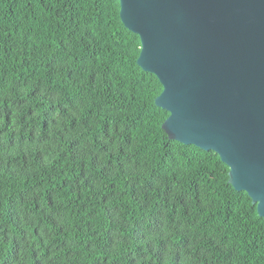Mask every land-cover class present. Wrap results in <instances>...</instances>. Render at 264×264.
Segmentation results:
<instances>
[{"label": "trees", "instance_id": "trees-1", "mask_svg": "<svg viewBox=\"0 0 264 264\" xmlns=\"http://www.w3.org/2000/svg\"><path fill=\"white\" fill-rule=\"evenodd\" d=\"M119 0H0V264H264V218L172 140Z\"/></svg>", "mask_w": 264, "mask_h": 264}, {"label": "water", "instance_id": "water-1", "mask_svg": "<svg viewBox=\"0 0 264 264\" xmlns=\"http://www.w3.org/2000/svg\"><path fill=\"white\" fill-rule=\"evenodd\" d=\"M170 139L213 150L264 218V0H119Z\"/></svg>", "mask_w": 264, "mask_h": 264}]
</instances>
